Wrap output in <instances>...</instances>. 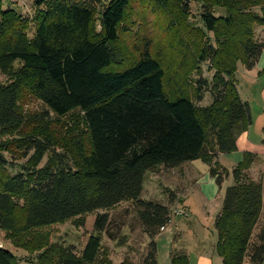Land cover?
Returning a JSON list of instances; mask_svg holds the SVG:
<instances>
[{
    "label": "trees",
    "instance_id": "trees-1",
    "mask_svg": "<svg viewBox=\"0 0 264 264\" xmlns=\"http://www.w3.org/2000/svg\"><path fill=\"white\" fill-rule=\"evenodd\" d=\"M191 1L32 0L23 13L0 0V238L32 263L102 264L108 214L98 215L79 253L55 246L53 231L131 201L149 240L144 264H159L156 238L172 211L141 199L146 174L238 151L251 110L239 94L237 64L252 70L261 59L255 27L264 28V0H203L205 38L194 48L182 40L196 60L193 83L180 77L184 69L170 82L147 40L134 62L120 54L123 37L138 39L132 8L173 15L187 13ZM217 7L225 14L217 16ZM32 101L43 109L29 111ZM253 162L246 153L234 169L215 220L222 264H264V183L245 174ZM222 171L210 172L218 186ZM19 263L0 248V264ZM171 264H190L189 257L174 248Z\"/></svg>",
    "mask_w": 264,
    "mask_h": 264
},
{
    "label": "rangeland",
    "instance_id": "rangeland-1",
    "mask_svg": "<svg viewBox=\"0 0 264 264\" xmlns=\"http://www.w3.org/2000/svg\"><path fill=\"white\" fill-rule=\"evenodd\" d=\"M16 1L2 0V3L5 8L12 7L23 13L31 12L32 0H26L19 7ZM202 2L203 0H192L187 13L173 11V15L159 11L149 12L147 7L132 8L130 13L134 15V31L138 39L135 40L129 35L123 37L119 50L124 61L134 62L139 55L138 49H142L147 40L156 56L157 53L163 56L162 64L170 82L178 81L180 69H184L180 77L185 76L183 80L193 83L198 75L196 60L192 55H186L182 40H187L194 48L196 43L199 44L205 38L200 32L203 29L199 28L202 26ZM216 13L217 16L225 14V9L217 7ZM211 38L214 39V36ZM255 38L264 42V28L255 27ZM200 70L203 77L211 79L213 72H209L206 65L200 66ZM4 81L5 78L0 73V85ZM236 82L242 100L251 110V125L239 138L238 151L220 155L210 164L196 160L176 169L159 166L145 176L141 199L169 206L172 211L169 226L156 238L160 264H163V252L169 247V239L175 243L177 252L188 255L190 264H200L197 254L199 245L207 250H212L213 246V259L207 258L210 264H221V258L215 251V220L222 209L227 189L234 184L233 171L243 161L246 153L254 156L253 165L245 173L246 176L255 183H264V51L259 63L252 70H247L242 63L237 64ZM210 102L208 97L199 105L205 106ZM27 109L36 112L43 107L39 102L32 101ZM223 168L226 169L227 176L223 175V185L218 186L212 180L210 172L218 169L222 175ZM102 214L109 215L110 224L103 235L101 263L124 264L127 261L129 264H144L149 240H146L139 222L137 207L131 201L123 202L111 210H100L58 224L53 231L52 243L55 246H73L79 253L93 233L98 215ZM261 224L264 226V219ZM0 240V245L16 255L19 264H34L31 261L33 256L14 249L1 238Z\"/></svg>",
    "mask_w": 264,
    "mask_h": 264
},
{
    "label": "crops",
    "instance_id": "crops-1",
    "mask_svg": "<svg viewBox=\"0 0 264 264\" xmlns=\"http://www.w3.org/2000/svg\"><path fill=\"white\" fill-rule=\"evenodd\" d=\"M25 1L26 0H17L16 1V3L18 4L17 6L19 7L21 5V3L25 4L24 3ZM212 180H215V179H212ZM168 246H169L168 249H165V252H163V254H164V256H163V264H171V254H172L173 249L175 248V243L173 242V240L170 241V239H169ZM199 248L200 249H198L197 254H198V256H199V258L201 260L200 264H210V261H209L208 258H211V260L213 259V256H214V248H213V246H212V250H207L206 247H203V246L201 247V245H199ZM166 252H167V255H166ZM200 252H202L204 255L203 254L201 255ZM210 254H211V256H210ZM158 260H159V258H158ZM159 264H160V262H159ZM221 264H222V259H221Z\"/></svg>",
    "mask_w": 264,
    "mask_h": 264
},
{
    "label": "built area",
    "instance_id": "built-area-1",
    "mask_svg": "<svg viewBox=\"0 0 264 264\" xmlns=\"http://www.w3.org/2000/svg\"><path fill=\"white\" fill-rule=\"evenodd\" d=\"M166 228H162V231H164ZM2 247V245H0V248Z\"/></svg>",
    "mask_w": 264,
    "mask_h": 264
}]
</instances>
